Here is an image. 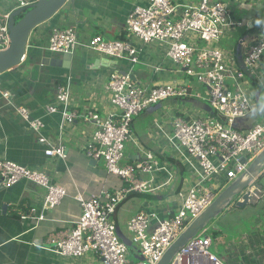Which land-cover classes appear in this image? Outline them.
Masks as SVG:
<instances>
[{
	"label": "built area",
	"instance_id": "2783aa9c",
	"mask_svg": "<svg viewBox=\"0 0 264 264\" xmlns=\"http://www.w3.org/2000/svg\"><path fill=\"white\" fill-rule=\"evenodd\" d=\"M16 1L14 8L0 12V51L10 44L8 19L11 12L37 0ZM244 1L143 0L126 15L124 39L109 40L99 34L89 38L87 48L126 64L124 71L110 73L105 85L111 112L100 116L96 108H88L81 114L70 111L67 83L57 86L54 103L47 105L45 110L48 114L59 113L61 125L72 123L77 117L90 124L93 129L84 144L86 156L102 160L108 173L122 179L125 186L112 193L102 191L88 198L79 196V218L71 228L49 235L47 248L50 251L67 258L93 253L99 256L101 264H130L127 247L117 235L112 215L129 193L156 192L160 185L154 176L166 171L147 151L132 163H122L124 143L131 137L133 117L165 99L202 98L187 84L136 82L132 76L133 65L140 61L144 44H157L162 61L169 60L182 74L206 90L209 112L206 115L199 112L176 115L170 119V140L184 157L195 159L197 168L188 187L177 191L179 207L171 216L159 218L154 212L141 210L128 220L127 230L141 250V259L135 264H156L183 229L264 149V119L249 127L237 125L255 107L254 83L264 91V34L257 33L252 37L245 45L240 61L234 52L199 45V41L209 43L221 39L234 27L249 28L232 13L233 3L238 6ZM79 44L77 26H53L47 49L72 56ZM1 94L18 116L26 120L38 141L47 144L45 155L64 159L65 147L48 144L42 133L45 126L42 118L30 116L22 105H13L7 91ZM22 180L45 190L41 206L37 211L30 209L29 213L21 215L23 219L42 220L45 212L60 204L67 194L66 189L55 184L45 172L0 159V183L3 186L10 187ZM211 243L206 228H203L173 255L168 264H229L209 251ZM255 264H264V254Z\"/></svg>",
	"mask_w": 264,
	"mask_h": 264
},
{
	"label": "crops",
	"instance_id": "0c3cea01",
	"mask_svg": "<svg viewBox=\"0 0 264 264\" xmlns=\"http://www.w3.org/2000/svg\"><path fill=\"white\" fill-rule=\"evenodd\" d=\"M142 1L68 0L56 14L31 31L27 52L22 62L0 74V159L12 160L27 168L45 172L55 184L63 186L67 193L60 204L45 212L42 220L23 219L21 215L29 213L30 209L37 211L41 206L45 190L25 180L10 187L0 183V264H101L99 256L93 253L79 258H67L55 254L47 248L48 237L52 233L67 230L74 225L81 213L79 196L88 198L102 191L112 193L123 188L125 183L118 176L108 173L102 160L86 156L84 144L93 129L90 124L77 117L74 122L61 125V115L48 114L45 107L54 103L57 86L67 83L70 88V111L81 114L88 108H96L100 116H107L111 112L112 106L105 85L110 73L124 71L126 64L94 52L87 48L86 43L96 34L109 40L119 39L125 29L127 13L135 4ZM251 1L253 0L244 2ZM244 2L239 3L238 6L237 3H233L232 13L235 18L246 22L249 28L243 27L245 30L242 35L232 48L226 51L234 52L239 61L246 50L245 45L251 42L252 37L257 33L264 34V2L262 4V0H254L256 5L247 10V16L240 17L234 10H241ZM16 4V0H0V12L9 11ZM66 7L68 11L64 12ZM68 25L77 26L80 39V44L71 59L63 53L51 52L47 49L51 28ZM233 30L221 39L233 40ZM154 45V51L160 50L157 44ZM151 50L153 47L150 51L144 50L140 54V61L150 73L133 68L132 76L136 82L141 83L143 79L150 85L171 82L187 84L192 91L202 93L203 88L191 85L183 78L179 80L173 78L171 74L179 78L184 74L175 66H171L169 60L162 61L160 52L155 54L151 53ZM155 67H160V70H155ZM189 80L191 78H188ZM256 86L258 90L253 88L254 96L256 97V93L259 92L263 112L261 114L258 101L255 99L256 104L251 113L257 111L261 120L264 119V102L261 100L263 90L260 86ZM2 91L8 92V100L13 105H22L28 109L30 116L42 118L45 124L42 133L47 138L48 144H62L65 147L64 159L45 155L47 144L38 141L37 134L30 130L26 120L18 116L14 107L2 97ZM200 99L180 98L159 101L145 109L146 113H151L152 120L144 128L134 118L132 120L131 137L128 139L132 147L125 150L124 146L122 163H132L147 151L160 161L167 172H160L154 176L156 183L160 185L156 193H129L112 215L117 235L127 247V259L129 256L137 261L141 259L138 247L127 230L128 220L141 210L154 212L159 218L171 216L179 207L177 191L188 187L192 182V173L197 168V164L194 159L179 153L176 145L172 143L169 122L176 115L209 112L208 106L201 104ZM164 101L172 103L170 105L172 110L157 113L160 106L166 107ZM186 102L192 103L193 107L188 108ZM260 120L257 119L244 127H249ZM256 185H260L261 195L254 205L262 209V220L255 225L252 242L246 240L245 243L239 244L240 249H245L242 253L234 252L227 258L218 255L229 264H255L264 254V176L259 182H254L250 189L253 190ZM130 200L137 202L135 211L130 216H125L126 202ZM122 221L125 222L124 226L120 224ZM237 247L234 246V250ZM128 261L130 264L136 263H132L129 259Z\"/></svg>",
	"mask_w": 264,
	"mask_h": 264
},
{
	"label": "water",
	"instance_id": "95a60500",
	"mask_svg": "<svg viewBox=\"0 0 264 264\" xmlns=\"http://www.w3.org/2000/svg\"><path fill=\"white\" fill-rule=\"evenodd\" d=\"M68 0H37L28 7L16 9L9 15L8 30L10 44L0 51V74L20 64L27 52V43L31 31L39 24L50 19ZM71 59L70 54H65ZM259 92L256 93L257 105L263 112V106ZM262 116V115H261ZM264 168V149L258 153L249 163L246 170L237 178L225 186L216 198L195 217L165 250L162 257L156 264H168L173 255L198 231L224 209L234 202L236 207H243L246 204H255L260 197V185L250 189L259 172Z\"/></svg>",
	"mask_w": 264,
	"mask_h": 264
},
{
	"label": "rangeland",
	"instance_id": "374dc122",
	"mask_svg": "<svg viewBox=\"0 0 264 264\" xmlns=\"http://www.w3.org/2000/svg\"><path fill=\"white\" fill-rule=\"evenodd\" d=\"M179 1H181V2H183V1L195 2V0H179ZM263 2H264V0H262V4H263ZM254 5H256V3H254V0L251 2H244V4H242V6H241V10L235 9L234 12H235V14H237L240 17L247 16V10L249 8H252ZM243 7H244V9L242 10ZM64 10H65L64 12H67L68 7L64 8ZM233 29H234L233 30L234 37L232 38L233 40L219 39L217 41H212L209 43L199 41V45L202 47H205V46L206 47H217V48H220L221 50L229 51L232 48V46L236 43L238 38L242 35V32H244V30H245L243 27H234ZM151 47H153V50H151V53L156 54V52H160V50L154 51L155 45L152 43L144 44L143 45V51L144 50L150 51ZM147 52L148 51H146V53ZM171 66L174 67L175 65L171 64ZM133 68L135 70L150 73V70L148 68H146L145 65L142 64V61H139L138 63L134 64ZM171 75L173 76V78H175L177 80L183 78L185 82H188L191 85H197V86L203 88L202 86L198 85L193 79L188 81V78L185 75L184 76L180 75V78L178 76H175L174 74H171ZM141 83H145L143 81V79H142ZM253 88H254V90H258V87L256 85H253ZM201 90H202V93H201L202 98L199 100V102L201 104L207 105L208 104V102L206 100L207 92L204 88ZM261 100L264 102V91L261 92ZM164 103L166 104V107L164 105L160 106L158 108V110L156 111L157 113L170 111V109H171L170 105L172 103L167 102V101H164ZM186 104H187L188 108L193 107L192 103H190V102H188V103L186 102ZM207 113L208 112H206V111L202 112L203 115H206ZM258 116H259V113L257 111H255L253 113H249L244 118L239 120L237 125H239V126L240 125H250L255 120H257V119L260 120V118ZM133 118H134V120H136V122L138 121L137 123L141 124V127H143V128H144V126H147L148 123L152 120L151 113H146L145 110L140 112V114L138 116L135 115ZM131 128H132V125H131ZM131 128H130V130H131ZM124 144H125V150L131 149V147H132L131 141L126 140ZM152 193H156V192H152ZM136 203L137 202H135L134 200H130V201L126 202L127 211L125 212V216L126 215L130 216L131 213H134ZM262 216H263V211L261 208H259L258 205L246 204L243 207H236L235 204L233 206V204L231 203L230 205H228L224 209V211L221 214H219L217 217L213 218L205 227L206 233L208 236H210L211 242H212L210 247H209V251L219 255L220 257H225V258L229 257V255L231 253H234V252L242 253V251H244L245 249H240L241 245L239 247V244L245 243L246 240L249 241L250 243L252 242L253 235L255 234V228H256L255 225H256V223H258L259 221L262 220ZM124 223H125L124 221L120 222L121 226H124ZM125 232H126V229H125ZM135 244L137 245L139 253H140L141 250H140L138 244L137 243H135ZM236 245L238 246L237 247L238 249L236 248V250H234V246H236ZM128 259L132 263L137 262V259H134L131 256H129Z\"/></svg>",
	"mask_w": 264,
	"mask_h": 264
},
{
	"label": "trees",
	"instance_id": "16d2710c",
	"mask_svg": "<svg viewBox=\"0 0 264 264\" xmlns=\"http://www.w3.org/2000/svg\"><path fill=\"white\" fill-rule=\"evenodd\" d=\"M125 30H123V32L121 33V36L119 37V39H124L125 38ZM264 176V168L259 172L258 176L256 177L254 182H259V180ZM234 206V202L232 203Z\"/></svg>",
	"mask_w": 264,
	"mask_h": 264
}]
</instances>
